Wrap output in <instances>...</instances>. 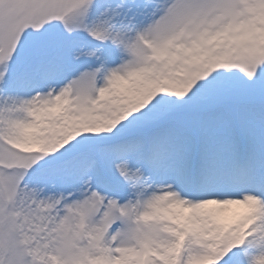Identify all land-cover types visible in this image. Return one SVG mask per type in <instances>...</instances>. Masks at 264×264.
Here are the masks:
<instances>
[{
  "label": "snow or ice",
  "instance_id": "1",
  "mask_svg": "<svg viewBox=\"0 0 264 264\" xmlns=\"http://www.w3.org/2000/svg\"><path fill=\"white\" fill-rule=\"evenodd\" d=\"M0 264H264V0H0Z\"/></svg>",
  "mask_w": 264,
  "mask_h": 264
}]
</instances>
